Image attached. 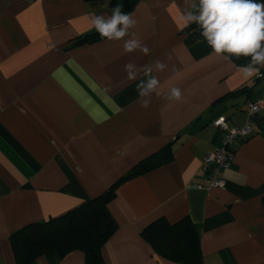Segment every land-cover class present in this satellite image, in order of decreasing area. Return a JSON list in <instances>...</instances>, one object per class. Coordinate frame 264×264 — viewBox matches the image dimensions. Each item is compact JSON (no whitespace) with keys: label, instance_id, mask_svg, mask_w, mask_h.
Here are the masks:
<instances>
[{"label":"crops","instance_id":"crops-1","mask_svg":"<svg viewBox=\"0 0 264 264\" xmlns=\"http://www.w3.org/2000/svg\"><path fill=\"white\" fill-rule=\"evenodd\" d=\"M126 0H0V264H18L12 234L66 214L105 192L148 156L170 147L173 158L124 180L109 209L118 222L103 246L106 264H177L142 235L160 217H190L203 264H264V107L254 130L208 184V153L221 147L217 118L243 126L248 103L264 101L261 75L244 79L250 57H217L196 23L183 16L193 0H137L130 30L150 49L124 53V41L100 38L92 17L121 11ZM156 59L163 87L143 109L123 67ZM172 86L180 102L164 94ZM85 253L51 250L33 264H85Z\"/></svg>","mask_w":264,"mask_h":264},{"label":"trees","instance_id":"trees-1","mask_svg":"<svg viewBox=\"0 0 264 264\" xmlns=\"http://www.w3.org/2000/svg\"><path fill=\"white\" fill-rule=\"evenodd\" d=\"M137 0H126L123 13L128 14ZM264 3V0H257ZM97 31L86 34L76 43L100 39ZM173 155L170 147L155 152L121 176L102 194L90 198L79 207L43 222L30 223L12 234V245L18 264H33L36 258L56 250L62 256L73 250L85 253V264H106L103 246L116 232L118 222L109 209L116 189L124 180L159 167ZM142 235L155 252L177 264H203L200 236L190 217L170 222L160 217L149 224Z\"/></svg>","mask_w":264,"mask_h":264},{"label":"clouds","instance_id":"clouds-1","mask_svg":"<svg viewBox=\"0 0 264 264\" xmlns=\"http://www.w3.org/2000/svg\"><path fill=\"white\" fill-rule=\"evenodd\" d=\"M192 7L197 11H188L183 20L185 26L196 23L201 29L202 37L211 47L212 53L226 61L235 56L250 57V62L238 68L244 79L261 75L260 69L264 68V3L257 0H193ZM95 30L100 37L108 41L123 40L124 53L136 51L149 55L150 49L135 34H131L137 21L132 13L125 14L121 6L117 5L112 10V15H94L92 17ZM167 64L156 59L144 66H137L128 62L124 65L125 79L133 81L143 73L148 77L141 80L137 86L139 105L143 109L151 106L152 95H160L163 85L153 72H162ZM164 98L180 102L183 93L180 87L172 86L164 94Z\"/></svg>","mask_w":264,"mask_h":264},{"label":"built area","instance_id":"built-area-1","mask_svg":"<svg viewBox=\"0 0 264 264\" xmlns=\"http://www.w3.org/2000/svg\"><path fill=\"white\" fill-rule=\"evenodd\" d=\"M248 105V118L243 126L231 125L222 117L217 118L214 121L215 126L224 133L223 144L221 147H218L214 151L208 153L205 157V162L209 168L208 184H194V187L214 188L223 187L225 185L226 180L221 176V169L232 165L234 160L233 148L242 138L254 130L259 113L264 107V101L254 100L249 102Z\"/></svg>","mask_w":264,"mask_h":264}]
</instances>
